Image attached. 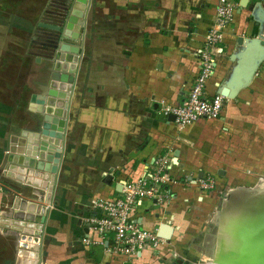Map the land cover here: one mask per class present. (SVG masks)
<instances>
[{
	"label": "crops",
	"instance_id": "1",
	"mask_svg": "<svg viewBox=\"0 0 264 264\" xmlns=\"http://www.w3.org/2000/svg\"><path fill=\"white\" fill-rule=\"evenodd\" d=\"M241 1H235V21L225 29L223 53L217 58L207 92L214 95L228 81L246 80L254 66L257 70L234 98L225 99L221 117L226 120L232 116L236 102L250 99L264 80V46L242 54V59L239 56L245 42L259 32L251 16L253 9L241 6ZM68 2L0 0V264H15L19 251L20 232L5 227V218L9 222L13 217L22 220L29 216L43 222V216L27 212L26 207L30 200L43 201L44 196L37 199L33 194L45 191L11 177L8 167L13 157L9 156H17L13 139L23 133L25 137L36 133L42 121V115L32 112L29 103L33 94L45 88L51 63L45 50L38 55L34 48H44L47 36L56 33L45 30L38 22H59V13ZM217 2L92 0L84 55L70 102L64 159L53 204L43 225V249L47 254L42 264H160L167 257L158 260L147 254L140 262L115 258L101 245L84 243L83 238L91 232L85 231L84 223L101 215L93 208V199L117 196L125 180L137 179L147 169L152 170L151 163L159 155L172 156L176 180L188 172L197 177L205 175L194 170L195 161L204 156L205 140L215 133L205 122L218 119H201L180 128L165 118L161 109L181 102L197 77L196 51L215 20ZM241 37L243 41H239ZM238 66L240 71L234 73ZM195 123L201 125L199 133L190 136L188 131ZM214 167L220 169L218 165ZM183 187L181 181L174 185L166 208L145 199L136 211V220L153 230L172 220L174 235L179 233L177 203L182 194H194L191 188ZM217 193L215 189L209 195L214 202L212 212L220 204L215 205ZM206 222L209 225L208 219ZM36 226L41 225L33 223L31 231L36 232ZM182 246L170 240L165 251L182 253ZM19 261L27 264L30 254Z\"/></svg>",
	"mask_w": 264,
	"mask_h": 264
},
{
	"label": "water",
	"instance_id": "2",
	"mask_svg": "<svg viewBox=\"0 0 264 264\" xmlns=\"http://www.w3.org/2000/svg\"><path fill=\"white\" fill-rule=\"evenodd\" d=\"M92 0H69L64 9L59 13V22L40 21L39 26L45 30L56 33L54 36V46L46 52L47 59L51 63L49 79L45 81V88L42 93L33 94L29 103V109L34 113L42 115V121L39 130L33 134L26 136V133L14 138L16 143V155L13 157L9 165L8 174L16 178L20 182H25L45 192H34V197L42 200L38 202L30 200L26 211L39 216H43V222L37 221L36 218L25 217L20 220L18 217L9 219L5 218V227L12 228L20 232L18 239V256L15 264H23L19 258L30 254L31 261L27 264H42L43 257L47 254L43 249V225L48 216L50 206L53 204V194L55 185L58 180V174L64 159L66 133L69 122L70 102L78 78L79 67L84 55V39L87 27L88 11ZM252 0H242L241 4L249 7ZM252 15L256 24L259 26L258 35L245 42L246 47L239 53L240 59L242 54L251 53L254 48L264 46V3L260 0L254 1L251 6ZM75 27V28H74ZM239 41H243L242 37ZM241 67L234 69V73H238ZM257 66L252 68L251 77L240 82L228 81L226 86H222L220 93L226 97L234 98L240 88L247 86L251 80ZM170 120H174V116H169ZM60 140V141H59ZM22 155V156H21ZM178 156V155H176ZM224 172V171H222ZM221 172V173H222ZM228 199L224 200L227 203ZM226 206V205H225ZM249 221L255 222L256 231L262 236L264 235V209L262 213L252 214ZM33 223L36 226V232L31 231ZM248 223V221H247ZM85 231L88 230V222L84 223ZM246 226V224L244 225ZM262 230V232H261ZM160 236L170 240L174 234V227L163 222L159 228ZM246 244L248 242L243 239ZM244 245H241L243 250ZM254 245V244H253ZM256 253L251 257L241 256V262L244 264H264V242L259 236L255 241ZM241 263V264H242ZM125 264H131L126 262Z\"/></svg>",
	"mask_w": 264,
	"mask_h": 264
},
{
	"label": "built area",
	"instance_id": "3",
	"mask_svg": "<svg viewBox=\"0 0 264 264\" xmlns=\"http://www.w3.org/2000/svg\"><path fill=\"white\" fill-rule=\"evenodd\" d=\"M235 1L218 0L214 11L215 20L206 32L203 45L196 51L199 66L197 77L181 102L167 104L161 109L165 118L173 115V122L180 128L201 119H219L222 116L227 97L220 92L209 95L207 85L216 70L217 58L223 53L221 43L224 41L225 29L235 21ZM261 35L264 38V32ZM151 164L152 170L147 169L137 179L125 180L117 196L92 200L93 208L100 210L101 215L90 217L88 231L96 235L88 233L83 238L84 243L101 245L113 257H122L126 261L140 262L147 254L160 260L166 255L165 248L170 240L160 236L158 230L142 226L135 214L145 199H150L153 204L164 205L172 198L173 187L177 183L172 175L176 163L172 156L163 154L155 157ZM202 186L206 189L215 188L216 182L208 178ZM227 194L224 192L220 198L226 200ZM220 205L222 203L218 205L219 208L222 207ZM171 222L169 220L168 223L172 225Z\"/></svg>",
	"mask_w": 264,
	"mask_h": 264
},
{
	"label": "rangeland",
	"instance_id": "4",
	"mask_svg": "<svg viewBox=\"0 0 264 264\" xmlns=\"http://www.w3.org/2000/svg\"><path fill=\"white\" fill-rule=\"evenodd\" d=\"M254 1L257 0H252L249 7ZM262 2L264 3V0ZM243 100L241 104L236 102L237 107L233 106L235 110L229 120L221 117L205 122L209 126L208 129L212 128L210 131L215 133L212 138H206L202 148L204 156L201 160L195 161L196 166L193 164L194 170H200L199 172H204L205 175L197 177L188 172L181 179H177V182L181 181L183 189L191 188L194 192L193 194L186 190L187 194L192 195L182 194L181 201L177 203L180 222L176 227L180 232L173 234L170 239L172 243L176 241V244L183 245V250L178 254L176 252L169 254L170 251H165L167 257L164 256L165 259L161 260L164 263L160 264H212L219 239L218 221H214L217 224L212 222L218 217V213L223 211L216 206L212 212L214 202L209 195L215 189L222 190L221 193H217L216 205L224 202L220 198L224 192L228 193L226 196L229 202L244 196L247 199H250L249 196H255L257 190L252 188L255 185L259 190L264 189V80L250 95V99ZM193 126V129L188 131L190 136L197 135L201 125L195 123ZM179 131L178 128L177 132ZM215 165L220 169H215ZM201 166H204L206 171ZM208 178L216 182L215 188L206 189L202 186ZM230 189L236 191L229 192ZM171 200L172 198L163 207L166 208ZM202 200L205 201L201 202Z\"/></svg>",
	"mask_w": 264,
	"mask_h": 264
},
{
	"label": "bare ground",
	"instance_id": "5",
	"mask_svg": "<svg viewBox=\"0 0 264 264\" xmlns=\"http://www.w3.org/2000/svg\"><path fill=\"white\" fill-rule=\"evenodd\" d=\"M252 188L257 190L256 193L258 194L255 193V196H249L250 199L244 198L245 196L242 195L244 197L227 201V203H224L226 206L224 205L221 210L223 212L218 213V217L213 220L212 224H217L214 221H218L219 239L212 264H241V256L251 257L256 253L255 241L259 236L264 242V235L262 236V233L260 235L256 231L255 222L248 220L252 214L262 213L264 209V189L259 190L256 185ZM234 191L236 189H230L229 192ZM245 224L246 226H244ZM244 243L246 247H243L242 250L241 245H244Z\"/></svg>",
	"mask_w": 264,
	"mask_h": 264
},
{
	"label": "flooded vegetation",
	"instance_id": "6",
	"mask_svg": "<svg viewBox=\"0 0 264 264\" xmlns=\"http://www.w3.org/2000/svg\"><path fill=\"white\" fill-rule=\"evenodd\" d=\"M39 23V22H38ZM48 38L46 39V41L44 42V45H46V46H44V48H42V49H36V48H34V50H36V53L39 55L40 53H39V51L40 50H45L44 52L46 53L47 51H48V49H52V47L54 46V40H55V38H54V36H47ZM36 41H34V43H35ZM41 55V54H40ZM47 55V54H46Z\"/></svg>",
	"mask_w": 264,
	"mask_h": 264
}]
</instances>
